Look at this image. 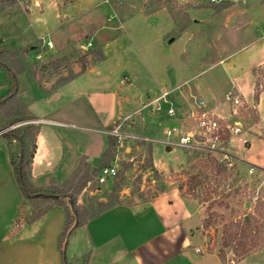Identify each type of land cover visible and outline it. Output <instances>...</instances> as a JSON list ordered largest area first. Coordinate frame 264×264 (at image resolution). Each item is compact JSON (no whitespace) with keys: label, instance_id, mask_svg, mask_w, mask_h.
Masks as SVG:
<instances>
[{"label":"rangeland","instance_id":"obj_1","mask_svg":"<svg viewBox=\"0 0 264 264\" xmlns=\"http://www.w3.org/2000/svg\"><path fill=\"white\" fill-rule=\"evenodd\" d=\"M114 1L0 0V41L19 40L26 48L38 46V50L27 53L33 64L65 57L62 67L51 78L45 75L43 83L80 71L84 57L90 67L95 61L91 48L96 44L105 54L97 66L54 87L51 102L38 96L28 76L20 75L18 98L41 119L37 124L47 131L57 130L64 138L65 161L72 152L100 160L108 145L103 128L128 113L133 115V131L143 130L157 139L126 140L116 157L117 176L101 184L95 178L88 182L78 195L80 204L95 208L99 201L135 195L127 200L134 204L160 191L155 199L158 205L181 193L195 202V217L201 226L194 230V246L201 251L189 248L191 264H216V253L221 251L225 264H264V117L258 111L259 106L264 115V63L255 65L264 59V12L256 9L240 16L231 8L232 3L216 4L211 0H122L118 9ZM151 1H157L153 8L172 5L179 22L165 7L151 13L143 11ZM245 5L242 0L238 3L239 7ZM185 12L190 17L188 27ZM42 36L52 39L53 46L44 45L39 39ZM235 77L241 78L240 88ZM0 87L2 93L9 89L8 75L2 68ZM177 87L173 98L180 113H186L195 98L202 97L209 108L228 118L232 115L225 95L238 91L239 115L248 133L236 136L230 149L258 166L252 173L246 163L225 167L215 154L180 145L169 147L160 141L167 137L166 127L192 129V119L183 122L178 115L161 118L147 109L133 113L143 101L159 95L162 88ZM33 119L18 122L22 125ZM241 137H247L250 145L245 146ZM4 142L1 136L0 144ZM58 145V155L62 157L59 138ZM62 166L58 171L63 172ZM65 175L56 179L63 182L69 174ZM51 181L52 178L48 183ZM198 181L201 182L196 184ZM183 202L179 199L176 204L184 207ZM251 215L258 220L259 229L253 232L257 240L241 261L232 246H224V226ZM207 219L213 222L209 227ZM76 233L67 246L70 259L75 242L82 245L83 241Z\"/></svg>","mask_w":264,"mask_h":264},{"label":"crops","instance_id":"obj_2","mask_svg":"<svg viewBox=\"0 0 264 264\" xmlns=\"http://www.w3.org/2000/svg\"><path fill=\"white\" fill-rule=\"evenodd\" d=\"M239 1L228 0L213 3H232L231 8L236 10L240 16L254 12L256 9L264 12V3L260 5L255 1L242 0L246 5L239 7ZM262 63H264V59L259 60L255 65ZM94 66L97 65H92L86 70ZM240 79V77H235L237 88H240ZM52 82L46 81L47 84L44 83L45 88H40L33 83L35 89L39 91V93L37 92L38 96L46 97L49 102L53 101L55 97L51 93L52 89H46L49 88L46 85H51ZM165 89L162 88L161 90ZM152 99L143 101L142 105L137 107L133 113ZM211 110L217 113L215 108ZM258 111L264 117L259 106ZM129 114L131 113L127 115ZM34 117L38 122L41 121L39 117ZM119 117L103 128L108 135V145L98 161L85 153L81 155V152L79 155L72 152L70 159L65 161L64 138L62 139L57 130L47 131L39 125L40 131L36 139L37 148L32 163L34 184L48 186L53 181L58 184L63 183L83 159L92 166L101 169L106 163L104 160L109 147V139L113 138L107 129L118 122ZM50 122L56 124L54 121ZM58 138L61 139L63 145L62 157L58 155ZM129 149L130 147H127V151ZM118 154L119 152L116 150L115 156L107 165L115 164ZM63 161L65 162L62 163ZM62 164L63 172H60L58 169ZM62 173L66 174L65 176L69 175L63 182H59L56 177ZM51 178L52 181L48 183ZM159 193L160 191L147 198L141 197L140 201L134 204L128 201L135 195L126 199L122 198L120 203L113 208L88 220L84 226L76 231V235L80 233L83 241L82 245L75 242L73 257L79 258L84 253H89L87 264H191L189 248L192 247L196 252H200L196 250L199 246H194L195 227L198 230L201 227L195 217L196 204L179 192L178 195L181 197L177 195L176 199L174 197L166 203L156 205L155 199ZM179 199L185 201L183 202L186 206H184L185 209L176 204ZM23 203L24 197L14 177L10 156L4 142L3 145L0 144V264H64L60 237L65 229V209L55 205L43 217L33 222H23L18 225L17 218ZM216 255L218 257L216 264H225L217 253Z\"/></svg>","mask_w":264,"mask_h":264},{"label":"trees","instance_id":"obj_3","mask_svg":"<svg viewBox=\"0 0 264 264\" xmlns=\"http://www.w3.org/2000/svg\"><path fill=\"white\" fill-rule=\"evenodd\" d=\"M119 1L121 2L122 0L114 1L117 9L119 8ZM155 2L157 1H151V3L145 5L143 11L151 13L165 7L170 11L174 19L179 22V15L174 11L172 5L170 6L165 3L163 5L159 4L153 8ZM186 15V27H188L190 17L185 12L183 16ZM0 44V68L7 73L9 78V89L7 92L2 93L0 87V128H2L8 127L18 121L35 118L28 106L18 98V88L20 84L19 76L25 74L30 78L32 83L40 88H45L42 78H44L45 75V77L48 78L53 77L54 73L62 67L65 57L50 60L48 63L33 64L28 61L27 53L36 50L38 46H33L31 44L29 48H26L22 45L21 41H13L10 39L7 41H0ZM91 51L95 56V61L92 65L100 63L105 58L100 44L94 45ZM88 67L87 60H85L84 57L83 66L80 71L75 73L71 72L70 75L66 76H59L51 86L46 89H53L54 87L69 82L84 72ZM38 70H40L39 74ZM257 98H259V95H257ZM39 131V124L27 122L9 129L2 135L5 138V146L10 156V164L14 177L24 197V203L19 211L18 225L23 222H33L43 217L55 205L61 206L66 211L65 229L60 237V247L62 248L64 256V264H87L89 253L85 254L82 258L72 257L70 259L67 256V246L71 236L78 228L84 226L88 220L113 208L120 203V200L116 197L117 200L99 201L98 206L95 208L92 207V204L87 206L78 202V195L86 187L87 183L91 182L98 175L100 169V167L92 166L85 159L82 160L76 170H74V172L61 184L55 181L48 186H38L34 184L32 180V163L37 148L36 139ZM135 132H140L142 134L146 133L143 130H135ZM116 145V139L114 137L110 138L109 147L105 153L106 159L104 161L106 163H104L103 166H106L115 156ZM150 152H152V148H150ZM200 182L201 181H198L196 184ZM117 184L119 185V183ZM118 185L117 189L119 190L121 186ZM212 223L210 219H207L206 227H209ZM258 229V220L254 215L245 218L244 221L228 222L224 226V246H232L238 259H244L252 251L253 244L256 243L255 241L257 238H255L253 232ZM235 242L238 244H235ZM219 255L221 259H224L222 251Z\"/></svg>","mask_w":264,"mask_h":264},{"label":"built area","instance_id":"obj_4","mask_svg":"<svg viewBox=\"0 0 264 264\" xmlns=\"http://www.w3.org/2000/svg\"><path fill=\"white\" fill-rule=\"evenodd\" d=\"M211 1L221 2L228 0ZM39 39L43 41L44 45L48 47L53 46L52 39H46L44 36L39 37ZM88 44L92 45V42L89 41ZM36 57L40 58L41 54H38ZM125 81L126 80H122V82ZM176 89H178V87L172 90H161L159 96L144 104L134 113H140L142 110L147 109L153 114L159 115L161 118L165 115L169 117H175L178 115L182 118L181 120L183 122L187 119H192L195 124L192 129L185 130V128L178 125L166 127L164 133L167 137L160 141L169 147L172 145H180L186 149L206 151L215 154L220 164L225 167L233 166L235 162L246 163L249 166V172L252 173L258 166L255 163L249 162L243 157L236 155L230 149V144L234 142L236 136L241 135L243 132L248 133L246 130L247 125L239 115L238 108L241 103V98L238 91L237 93L229 91L225 95L226 101L230 105L232 115V118H228L212 111L202 97H196L194 104L187 110V112L180 113L173 98V93ZM30 122L36 123L37 119H33ZM133 122V115H127L107 129V132L116 139V150L118 152L121 147L125 146L124 143L130 139L141 138L150 142L157 140L153 136L133 131ZM17 125H19V122L8 127L0 128V137L9 129L14 128ZM240 140L245 146L250 145V140L247 137H241ZM117 173L118 170L116 164L103 166L97 176V181L100 184L104 183L109 178H114ZM196 250L201 251V248L197 247Z\"/></svg>","mask_w":264,"mask_h":264},{"label":"water","instance_id":"obj_5","mask_svg":"<svg viewBox=\"0 0 264 264\" xmlns=\"http://www.w3.org/2000/svg\"><path fill=\"white\" fill-rule=\"evenodd\" d=\"M172 40H170V42H171Z\"/></svg>","mask_w":264,"mask_h":264}]
</instances>
